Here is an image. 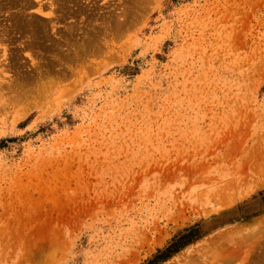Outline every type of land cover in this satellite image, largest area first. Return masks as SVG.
Listing matches in <instances>:
<instances>
[{"label":"rangeland","instance_id":"rangeland-1","mask_svg":"<svg viewBox=\"0 0 264 264\" xmlns=\"http://www.w3.org/2000/svg\"><path fill=\"white\" fill-rule=\"evenodd\" d=\"M0 264H264V0H0Z\"/></svg>","mask_w":264,"mask_h":264},{"label":"bare ground","instance_id":"bare-ground-1","mask_svg":"<svg viewBox=\"0 0 264 264\" xmlns=\"http://www.w3.org/2000/svg\"><path fill=\"white\" fill-rule=\"evenodd\" d=\"M15 22L16 23H18V25H22V26H24V27H28V28H30V30H31V33H32V35L35 37V39L37 40V38L38 37H42L43 36V34H45L44 36H49V30H48V28L50 27V25H49V23L50 22H53V20L51 19L50 20V22H49V20H48V25L46 24V22L44 23L43 21H42V19H41V21H39V19H37L39 22H41V25L40 24H38L39 22L36 20V18L35 17H30L29 19H25L24 18V16L23 15H18V16H16L15 18ZM42 24H43V26H42ZM52 26V25H51ZM24 29H26V28H24ZM40 29H43L44 31H43V34H42V36H41V32H40ZM263 224V223H262ZM260 226V225H259ZM236 234V233H235Z\"/></svg>","mask_w":264,"mask_h":264}]
</instances>
